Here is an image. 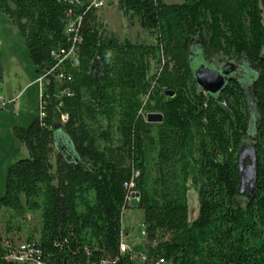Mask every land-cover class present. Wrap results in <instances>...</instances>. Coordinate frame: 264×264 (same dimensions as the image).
Wrapping results in <instances>:
<instances>
[{
    "label": "trees",
    "instance_id": "1",
    "mask_svg": "<svg viewBox=\"0 0 264 264\" xmlns=\"http://www.w3.org/2000/svg\"><path fill=\"white\" fill-rule=\"evenodd\" d=\"M92 3L0 0L43 80L38 116L14 128L28 156L7 169L0 214H40L37 237L26 242L46 264H264V0H118L128 21L152 35L149 44L110 31ZM194 42L209 62L246 59L258 71L254 136L238 82L219 95L196 84ZM71 50L78 66L65 59ZM3 74L0 50V81ZM149 114L162 121L148 122ZM58 129L80 162L56 155ZM243 149L253 151L256 171L249 198L239 193ZM132 192L139 194L146 245L122 253ZM190 192L199 199L192 222ZM4 243L13 245L0 229V264H12Z\"/></svg>",
    "mask_w": 264,
    "mask_h": 264
},
{
    "label": "rangeland",
    "instance_id": "2",
    "mask_svg": "<svg viewBox=\"0 0 264 264\" xmlns=\"http://www.w3.org/2000/svg\"><path fill=\"white\" fill-rule=\"evenodd\" d=\"M169 4H177L179 0H166ZM185 1V0H184ZM112 3V4H110ZM118 0H106L100 10L102 20L107 23L110 31L120 37H128L133 42L152 43V35L141 29L137 23L131 24L126 16L117 8ZM110 4V5H109ZM0 50L4 68L3 79L0 81V197L4 192V183L7 169L15 162L28 156L14 134V128L28 127L38 116L40 99L43 94V81L37 74V69L30 60L24 40L17 28L12 24L4 12L0 10ZM231 63L235 66L234 80H237L245 94L248 103L249 125L248 135L256 134V126L259 114L252 103L251 88L258 78V71L246 59L231 62L230 59L220 57L215 61H207L203 47L194 42L190 47V67L194 73L202 68L214 69L224 67ZM244 145H250L246 139ZM54 147L56 155H61L69 164L80 162L71 138L62 130L54 132ZM253 158L247 155L243 165H253ZM245 205L248 203L245 199ZM190 214L192 222L199 214V199L197 192L189 193ZM11 221V222H10ZM143 224V212L137 208L126 209L122 218L123 234H130L125 244L132 248L140 247L142 240L141 230ZM10 227L11 232L7 229ZM40 227V214L30 213L26 219H10L9 214H0V229L6 240L13 242L18 247L28 240L31 235L37 237ZM141 249V247H140Z\"/></svg>",
    "mask_w": 264,
    "mask_h": 264
},
{
    "label": "water",
    "instance_id": "3",
    "mask_svg": "<svg viewBox=\"0 0 264 264\" xmlns=\"http://www.w3.org/2000/svg\"><path fill=\"white\" fill-rule=\"evenodd\" d=\"M229 75H231L229 77ZM194 80L198 87L205 93L210 95H219L224 89L230 84L231 81H236L233 79L235 76L234 68L230 66H225L223 70L209 69L202 67L194 73ZM147 121L150 123H158L162 121V116L160 114H149L147 116ZM246 148V145H244ZM247 155H251L254 162L253 151L251 149L242 150L238 155V165L242 173V185L240 187V195L247 198L250 197L252 191L256 185V171L255 163L253 165H247L244 167L243 160ZM134 199L131 202L133 208H137L139 205V194L135 193L133 195Z\"/></svg>",
    "mask_w": 264,
    "mask_h": 264
},
{
    "label": "built area",
    "instance_id": "4",
    "mask_svg": "<svg viewBox=\"0 0 264 264\" xmlns=\"http://www.w3.org/2000/svg\"><path fill=\"white\" fill-rule=\"evenodd\" d=\"M106 0H93V5L98 8H102L105 5ZM75 30V23H70L67 26V33H72ZM65 59H70L73 66H78V58L76 56L75 51L71 50L68 55L65 57ZM41 81L42 78H40ZM41 116H43L40 113ZM66 119V117H64ZM126 187L133 188L134 183L131 182L129 185L126 184ZM135 193L132 192L128 198H127V205L130 208H133L131 206V202L134 199L133 195ZM146 230L144 224H142V230H141V237L142 239L146 240ZM5 248V255L4 260L8 263L12 264H46L40 259L41 252L31 243L24 242L23 244L19 245L18 247L13 246L10 243H4ZM132 247L130 245L125 244L123 241L120 245V251L122 253L125 252H132ZM140 258L142 260H145L146 257L142 253L140 254ZM98 264H109V260H102ZM156 264H165L164 259L160 258Z\"/></svg>",
    "mask_w": 264,
    "mask_h": 264
},
{
    "label": "crops",
    "instance_id": "5",
    "mask_svg": "<svg viewBox=\"0 0 264 264\" xmlns=\"http://www.w3.org/2000/svg\"><path fill=\"white\" fill-rule=\"evenodd\" d=\"M165 2L167 3V1L165 0ZM184 2V0H179L178 2H176V3H178V4H181V3H183ZM169 4V3H168ZM124 235V241H126L127 239H129L130 238V234H123ZM140 247H141V250H143L144 248H145V245H146V240H144V239H142L141 240V242H140Z\"/></svg>",
    "mask_w": 264,
    "mask_h": 264
},
{
    "label": "flooded vegetation",
    "instance_id": "6",
    "mask_svg": "<svg viewBox=\"0 0 264 264\" xmlns=\"http://www.w3.org/2000/svg\"><path fill=\"white\" fill-rule=\"evenodd\" d=\"M218 69H220V70H223L225 67H217ZM231 75H229V77H230Z\"/></svg>",
    "mask_w": 264,
    "mask_h": 264
}]
</instances>
